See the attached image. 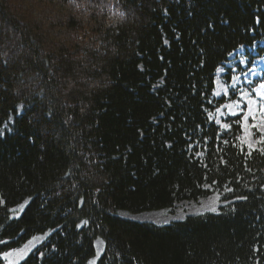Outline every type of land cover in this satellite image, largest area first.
Returning a JSON list of instances; mask_svg holds the SVG:
<instances>
[{
  "label": "trees",
  "instance_id": "trees-1",
  "mask_svg": "<svg viewBox=\"0 0 264 264\" xmlns=\"http://www.w3.org/2000/svg\"><path fill=\"white\" fill-rule=\"evenodd\" d=\"M263 42L264 0H0V264L46 233L18 264H88L97 238L96 264H264V155L208 115Z\"/></svg>",
  "mask_w": 264,
  "mask_h": 264
},
{
  "label": "rangeland",
  "instance_id": "rangeland-1",
  "mask_svg": "<svg viewBox=\"0 0 264 264\" xmlns=\"http://www.w3.org/2000/svg\"><path fill=\"white\" fill-rule=\"evenodd\" d=\"M264 45V42H263ZM252 57L249 56V54H246V52L240 48L236 50L234 53H232L229 56V60L225 64V66L229 69H231V75H239V80H232L229 78V81H225L224 75L226 74V67L225 68H219L222 69L221 71H216V78H215V88H214V96L216 98H220L222 96H225L228 98V100L223 103L221 106H219V112L217 111V108L213 112H209V117L211 120H213L216 124H218L220 127L225 123V119L227 117H233L230 116V112L235 111L238 114H240L241 117V127H242V134L240 137L241 143L248 147V144H251L253 148H256L258 146V143L260 142V132L257 130V128L252 127L254 124H258L260 120V113L257 111L255 113L257 119L254 121L251 117H249L248 121V127H243V112L246 111L247 105L246 103H242L240 108L235 107V101L240 100L239 93L233 94L234 98H230L228 95H225V89H231L232 85H236L238 89H242L244 91H247L251 93L252 97L256 100H259L260 97L257 96V93L264 94V89L260 87L261 84H264V55L259 56L257 55V50L255 48H252L249 50ZM241 61H244L241 63ZM235 69L236 71H232ZM251 69V71H248ZM248 71L247 76L241 75V71ZM220 93V95H217L216 93ZM233 103L234 107L233 109H228L225 107L226 104ZM219 121V123H217ZM222 128V127H221ZM220 202V196L218 194H212L206 198H201L198 202H194L192 200H184L180 201L174 204L173 210H155V211H147V212H141L138 214H131L126 211H119L117 214L120 217L131 219L135 221H141V222H151L155 224H168L171 221L176 220H182L187 215H193V214H202L204 212H217L219 207L221 206ZM24 204L16 207L12 210L13 217H17L19 213L24 208ZM215 208V211L212 209ZM49 235V233H46L44 235H38L32 237L29 241H27L23 246L12 249L4 254H2V259L4 260L5 264H18L20 263L25 257L28 256V254L36 247L38 246L43 240ZM95 257L91 258L88 262H94L96 264L99 256L103 252L104 243L100 238H97L95 240Z\"/></svg>",
  "mask_w": 264,
  "mask_h": 264
},
{
  "label": "snow or ice",
  "instance_id": "snow-or-ice-1",
  "mask_svg": "<svg viewBox=\"0 0 264 264\" xmlns=\"http://www.w3.org/2000/svg\"><path fill=\"white\" fill-rule=\"evenodd\" d=\"M244 61H241V63H243ZM222 69H218V71H221ZM232 71H236L235 69H233ZM248 71H251V69H249ZM248 71H241V75L247 76ZM232 80H239L240 76L239 75H230L229 77ZM260 87L262 89H264V84H261ZM235 93H239L240 96V100L235 101V107L236 108H240L242 103H246L247 105V109L246 111L243 112V127L247 128L248 127V121H249V117L252 118V120H256L257 117L255 115V113L257 111H259L260 113V120L258 124H254L252 125V127L257 128V130L260 132V142L264 143V94L262 93H257L256 95L260 97L259 100H256L255 98L252 97L251 93L244 91L242 89H238L236 87V85H232L231 89H225V95H228L229 97H231L233 94ZM217 95H220V93H216ZM225 107H227L228 109H233L234 104L233 103H228L225 105ZM217 111L219 112V108H217ZM230 116H235L237 118V122H239L240 120V114H238L235 111L230 112ZM217 123H219V121H217ZM222 128H224L225 130L229 129L230 125L229 124H223L221 125ZM224 143H227V141H224ZM248 148L250 149V151L247 153L248 156L252 155V151H259L262 155H264V148H253V146L251 144L247 145ZM240 199H246V197L240 198ZM81 203H83V201H81ZM213 211H215V208L212 209ZM84 223H87V221H85ZM90 264H94V262H90Z\"/></svg>",
  "mask_w": 264,
  "mask_h": 264
}]
</instances>
